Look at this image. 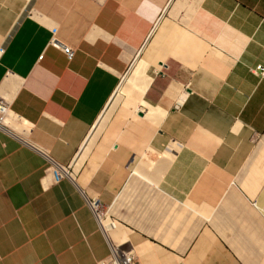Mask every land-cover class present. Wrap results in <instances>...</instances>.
I'll list each match as a JSON object with an SVG mask.
<instances>
[{
	"label": "crops",
	"instance_id": "1",
	"mask_svg": "<svg viewBox=\"0 0 264 264\" xmlns=\"http://www.w3.org/2000/svg\"><path fill=\"white\" fill-rule=\"evenodd\" d=\"M259 65L264 0H0V264H264Z\"/></svg>",
	"mask_w": 264,
	"mask_h": 264
},
{
	"label": "built area",
	"instance_id": "2",
	"mask_svg": "<svg viewBox=\"0 0 264 264\" xmlns=\"http://www.w3.org/2000/svg\"><path fill=\"white\" fill-rule=\"evenodd\" d=\"M57 44H59L58 41ZM64 51L68 55L69 59L73 58L75 54V50L72 47L65 46ZM252 71L260 73L261 75L264 76V67L262 65L253 68ZM0 106L4 111H6V108L2 104H0ZM3 117H4V112L0 111V127L4 126L2 124ZM43 153L47 158L49 164L47 168V175L53 176L55 182H59L64 178H71V179L75 178V174H74L75 168L73 167L74 162L69 166H65L55 161L46 151H43ZM89 204L94 215L97 217L101 228L105 231V233L109 237L106 229L102 224V217L109 218L110 223L112 224H114L115 221L110 218L108 211L104 209V207L102 206L101 202L98 199H89ZM111 243L113 246L112 254L109 257L99 261V264H134V258L132 252L124 248L122 245L116 247V245L112 241Z\"/></svg>",
	"mask_w": 264,
	"mask_h": 264
},
{
	"label": "rangeland",
	"instance_id": "3",
	"mask_svg": "<svg viewBox=\"0 0 264 264\" xmlns=\"http://www.w3.org/2000/svg\"><path fill=\"white\" fill-rule=\"evenodd\" d=\"M132 70V69H131ZM128 71V73H126L124 75V77L122 78V81L120 83L121 85H125L127 82L128 77L131 75L132 71ZM119 86V87H120ZM119 90V91H118ZM118 93L122 92L121 89L118 88ZM116 91V92H117ZM114 98V97H113ZM112 98V99H113ZM124 101V100H123ZM122 101V102H123ZM122 102H120L118 105H116V107L113 108V100L110 101L109 105L107 106V108L104 110L102 116L100 117V119L97 121L96 125L94 126V128L92 129L90 135L88 136V139L86 140V142L84 143L82 149L80 150L79 154L76 157V161H74L73 163V167L75 168V178L77 177V175L79 174L82 166L84 165V163L86 162V160L88 159L90 153L92 152L95 143L97 142V140L100 138L101 134L106 130V128L110 125L111 121L113 120V118L116 116L117 112L120 110L121 106H122ZM103 119V120H102ZM87 149V152H86ZM84 152H86V155L84 157V159L82 160V163L80 165H77L81 159V156L84 154ZM80 166V167H79Z\"/></svg>",
	"mask_w": 264,
	"mask_h": 264
},
{
	"label": "bare ground",
	"instance_id": "4",
	"mask_svg": "<svg viewBox=\"0 0 264 264\" xmlns=\"http://www.w3.org/2000/svg\"><path fill=\"white\" fill-rule=\"evenodd\" d=\"M120 88H121V86H120ZM118 91L115 93L114 98L112 99L113 102H114L113 108L116 107V105H118L120 103L121 99H122V94L120 92L118 93ZM0 111L4 112V117H3V120H2V124L7 126V127H9V125H8V123L6 121L7 120L6 119V115H7L6 111H4L1 106H0ZM86 152H87V149H86ZM86 152H84V154L81 156V159H80V161H79V163L77 165H80L82 163V160L84 159V157L86 155ZM102 224H103L104 228L106 229L108 235L110 234L111 230L116 227V223H114V224L110 223L109 218H106V217H102Z\"/></svg>",
	"mask_w": 264,
	"mask_h": 264
}]
</instances>
